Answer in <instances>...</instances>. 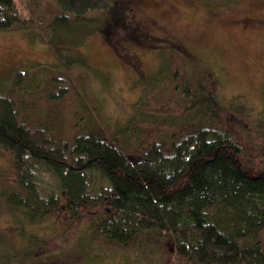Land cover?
<instances>
[{"label": "trees", "instance_id": "trees-1", "mask_svg": "<svg viewBox=\"0 0 264 264\" xmlns=\"http://www.w3.org/2000/svg\"><path fill=\"white\" fill-rule=\"evenodd\" d=\"M113 2L0 0V31L34 27L56 52L58 66L86 68L83 54L62 51L61 32L101 19ZM160 54L154 85L167 77L182 115L162 118L159 138V124L134 129L138 116L113 133L77 120L66 128L43 105L69 94L67 76L46 65L14 71L0 86V156L11 165L0 172V215L51 216L64 226L88 220L92 241L168 245L171 264H264V142L247 143L233 124V116L247 115V105L220 102L211 69L189 71L175 47ZM39 169L56 178L49 192L40 186ZM31 239L39 248L47 243ZM1 245L0 264H22L35 252Z\"/></svg>", "mask_w": 264, "mask_h": 264}, {"label": "rangeland", "instance_id": "rangeland-1", "mask_svg": "<svg viewBox=\"0 0 264 264\" xmlns=\"http://www.w3.org/2000/svg\"><path fill=\"white\" fill-rule=\"evenodd\" d=\"M102 14L75 32L62 31L58 42L65 54H83L86 68L58 66L56 52L34 27L0 31V86L11 82L16 69L51 66L70 87L61 102L43 105L60 124L69 128L77 120L107 134L138 116L134 129L159 124V138V121L182 115L167 77L154 85L161 78L162 49L175 47L189 71L211 69L220 102L247 105L244 118L233 116L244 141L264 142V0H114ZM10 166L0 156V172ZM38 172L49 192L56 178ZM30 234L45 238L46 245L34 246ZM1 241L15 252L34 249L22 264H171L173 258L168 245L158 250L143 241L128 248L92 241L88 220L64 226L51 216L32 221L20 211L0 215V247Z\"/></svg>", "mask_w": 264, "mask_h": 264}]
</instances>
